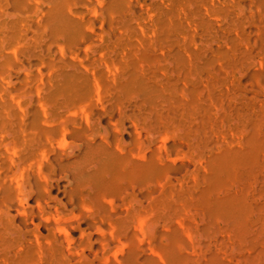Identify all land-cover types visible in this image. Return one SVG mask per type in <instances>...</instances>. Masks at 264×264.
<instances>
[{
    "label": "rangeland",
    "instance_id": "1",
    "mask_svg": "<svg viewBox=\"0 0 264 264\" xmlns=\"http://www.w3.org/2000/svg\"><path fill=\"white\" fill-rule=\"evenodd\" d=\"M0 264H264V0H0Z\"/></svg>",
    "mask_w": 264,
    "mask_h": 264
},
{
    "label": "bare ground",
    "instance_id": "2",
    "mask_svg": "<svg viewBox=\"0 0 264 264\" xmlns=\"http://www.w3.org/2000/svg\"><path fill=\"white\" fill-rule=\"evenodd\" d=\"M68 82H69V88H72V89L73 88L74 89L80 88L81 85H82L81 81L76 80L72 76L69 78ZM99 126H100V124H99ZM89 138H91V137H89ZM36 147H38V146L36 145ZM68 151H69L68 152V155H72V156H74V158L71 159V160H69V161H67L64 164V166H63L64 167V172H65V177H66L65 186L66 187L67 186L68 187L70 186L72 188L74 186H79V185H82V184L86 183L87 181H90V182H92V184L94 185V187H95L96 190L97 189H100V188H104L105 187V180H106V177L104 175V171H105V168L109 167L110 154L105 149H103L101 147H94V146H91V145H89L87 143H84V142L81 143L78 146H76V145L72 146L71 145V147H69V150ZM36 156H37L36 153L35 154L33 153V155H30V156L29 155L28 156H25L24 164H23V166H22L21 169L22 170L24 169V171L26 172V174H28L29 168H32L33 165L35 164L34 161L36 159ZM11 161H10V163H11ZM94 161H99V163H100V168L99 169H94L95 166L93 167V165H92V163ZM41 162H42V160H41ZM18 163H20V162H18ZM40 164L41 163L39 162V165ZM16 167H17V164H16ZM22 170L20 171L21 174H22ZM38 170H40V167H38ZM16 171L17 170L15 169V172L14 173H16ZM25 172L23 173L22 176L26 175ZM29 192L30 193H36V192H38L41 196L43 195L42 194V188L39 185H36V187L31 188V190ZM49 197L57 205V207L55 205L54 208H58L59 207V208H61V210L65 211V212L68 211V205L66 203H64L57 195L52 196L51 194H49ZM20 203H21V207L23 209H26V208H30L31 207L29 205L28 196H26L25 198L21 199V202ZM37 206H39V204ZM85 206L86 205H84V207ZM50 207H52V206H50ZM86 208L87 207H85V209ZM3 215H5V216L8 217V215H10V214L7 215L5 213ZM60 215H59V217H60ZM49 217H51V216H49ZM70 217L71 218H74V216H72V215ZM70 217L69 218H66V219L69 220V219H71ZM52 218H54V217H52ZM41 219H43L44 221H46L47 220V216L42 217ZM66 219H65V221H67ZM39 226L37 225L32 230V234L35 236L36 239H39V238H41L43 236L42 233H41V228ZM63 233H65L68 236L70 235V233L65 228L63 229ZM86 238H87V236H86ZM68 241L70 242L71 240H69V238H68Z\"/></svg>",
    "mask_w": 264,
    "mask_h": 264
}]
</instances>
